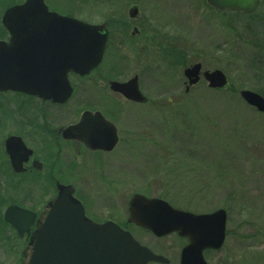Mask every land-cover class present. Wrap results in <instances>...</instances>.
I'll use <instances>...</instances> for the list:
<instances>
[{
    "label": "rangeland",
    "instance_id": "rangeland-1",
    "mask_svg": "<svg viewBox=\"0 0 264 264\" xmlns=\"http://www.w3.org/2000/svg\"><path fill=\"white\" fill-rule=\"evenodd\" d=\"M20 1L0 0V10ZM45 1L59 14L88 22L108 16L100 0L81 6L75 0ZM90 3L97 11L90 12ZM138 9L166 34L172 49L108 46L91 76L122 81L137 75L148 102L128 103L109 92L113 109H127L126 140L102 157L108 176L99 179L96 170H82L80 176H66V182L77 187L96 215L120 223L128 199L137 192L194 213L224 208L225 242L206 256L207 263L264 264V114L238 95L240 89H264V0L250 17L218 15L204 0L142 1ZM196 62L204 69H221L226 88L210 91L201 80L185 93L183 68ZM14 101L10 93L0 96V109H16ZM2 121L3 132L9 131V115L0 114ZM133 136L142 140L127 144ZM126 229L140 239H153L140 227Z\"/></svg>",
    "mask_w": 264,
    "mask_h": 264
},
{
    "label": "water",
    "instance_id": "water-1",
    "mask_svg": "<svg viewBox=\"0 0 264 264\" xmlns=\"http://www.w3.org/2000/svg\"><path fill=\"white\" fill-rule=\"evenodd\" d=\"M206 1L220 11L236 13H250L259 3V0ZM0 22L9 34L8 40H0V92L18 91L63 103L71 95L68 71L88 74L99 65L105 51L103 25L50 11L44 0H24L11 5L3 11ZM201 68L200 63L184 68L186 90L201 76L211 89L227 85V77L221 69L201 71ZM110 88L127 99L145 101L137 76L125 82L111 81ZM239 96L247 105L264 113L261 94L240 89ZM90 116V112H84L74 131L78 132V137L83 131L82 139L89 148L110 151L117 142L114 132L105 141L100 140L99 135L84 134ZM98 117V121L105 123L101 115ZM71 129L65 131L69 133ZM73 191L72 186H63L59 196L45 209L27 248L25 264H145L164 260L114 222L97 223L86 218ZM14 210H7L8 220ZM127 210L129 223L155 236L176 232L187 237L188 244L181 251V264H208L202 252L220 250L225 241L227 212L224 208L196 214L175 208L161 198L135 193Z\"/></svg>",
    "mask_w": 264,
    "mask_h": 264
},
{
    "label": "flooded vegetation",
    "instance_id": "flooded-vegetation-1",
    "mask_svg": "<svg viewBox=\"0 0 264 264\" xmlns=\"http://www.w3.org/2000/svg\"><path fill=\"white\" fill-rule=\"evenodd\" d=\"M75 1L79 6L82 3L84 5L87 3V0ZM142 1L150 3L153 0H100L98 3L104 8H108L106 10L108 16L95 23L79 20L104 26V31H106L105 52L109 45L116 50L146 49L150 46L172 49V42L168 41L166 34L163 35L155 30L152 21L146 14H139L138 7ZM204 1L209 10L218 15H224L225 12L209 5L206 0ZM44 2L46 4L45 0ZM89 5L90 12L97 11L95 5L92 3ZM48 9L52 10L49 6ZM126 9L127 16L125 15ZM133 9L135 11L131 15ZM62 15L70 17L67 13ZM3 29L6 35L1 40H8L9 34L4 27ZM102 61L103 58L101 63ZM99 65L86 75L77 74L72 70L68 71L67 80L71 87V95L63 103L18 91L0 92L1 97L10 93L15 98L14 105L16 106V109L8 111L0 109L2 116L9 115L10 117L9 131L3 132L6 123L0 122V264H25L27 248L42 215L45 214V209L59 196L65 185L73 187L72 195L82 205L86 218L98 223L111 221L125 230H127L126 227L136 226L128 222L129 199L125 211L121 212L124 222L120 223L119 220L112 217L96 215L85 198L80 195L77 187L66 182V176L79 175L82 170L86 173L96 170L99 179H103L104 174L108 176L109 168L104 173L107 163L102 157L113 152L121 142L126 140L122 125L125 124L123 120L126 118L127 109H113L112 105L110 106L112 99L109 92L128 103L144 105L148 102L147 96L140 89L137 75L119 82H125L137 76L139 89L145 96L144 102L127 99L122 94L111 90L110 82L118 81L111 76H91ZM203 70L205 69L202 66L201 71ZM201 80L203 79L200 77L195 85L186 90L188 82L184 77V92L188 93ZM203 82L207 87V82L205 80ZM207 88L210 91L222 90ZM87 111L91 116L86 124L84 134L99 135L100 140L105 141L107 138L109 140L114 132L117 142L110 151L89 148L85 140L82 139L83 131L79 133L81 138L77 136L78 132L74 131L82 114ZM98 115L103 117L106 124L98 121ZM69 127L72 129L67 133L65 130ZM67 135L72 136L67 137ZM132 138L127 139L126 143L131 145L138 143L140 139L136 136ZM81 176L87 177V175ZM10 208H15V210L9 214L8 220L6 212ZM131 235L153 254L164 258L161 261L152 260L145 264H181V250L188 244L187 237L179 236L176 233L158 237L151 233L152 240H143L132 233ZM169 237L179 240L176 243L164 240ZM211 252L214 250L206 249L202 252L205 261L206 256Z\"/></svg>",
    "mask_w": 264,
    "mask_h": 264
},
{
    "label": "trees",
    "instance_id": "trees-1",
    "mask_svg": "<svg viewBox=\"0 0 264 264\" xmlns=\"http://www.w3.org/2000/svg\"><path fill=\"white\" fill-rule=\"evenodd\" d=\"M6 4V3H5ZM4 4V5H5ZM1 6V10H0V14L3 12V10L7 7V6H9L10 4H7V5H5V6ZM254 12H252V13H250V14H245V15H241V14H237V13H230V14H234V15H236V16H239V17H244V16H251L252 14H253ZM226 13H224V15H225ZM246 28L249 30V27H247L246 26ZM0 29H2L3 31H4V29H3V27L1 26V23H0ZM249 31H251V28H250V30ZM0 36H2V34H1V32H0ZM255 91H257L258 93H260L261 95H263L264 96V89L263 90H258V89H255Z\"/></svg>",
    "mask_w": 264,
    "mask_h": 264
}]
</instances>
